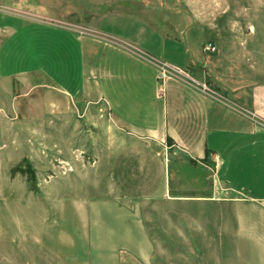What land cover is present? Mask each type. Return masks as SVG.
<instances>
[{
  "label": "rangeland",
  "instance_id": "rangeland-1",
  "mask_svg": "<svg viewBox=\"0 0 264 264\" xmlns=\"http://www.w3.org/2000/svg\"><path fill=\"white\" fill-rule=\"evenodd\" d=\"M8 6L78 31L96 45V54L87 56L94 64L112 67L120 57L111 56L109 45L124 39L138 45L130 48L144 61L217 98L237 92L248 107L249 93L264 85V0H0V13ZM167 38H175L181 51H203L200 63L208 65L202 81L184 68L177 50L176 65L164 60ZM210 43L215 52L207 50ZM55 59L49 66L54 79L41 73L0 79V264L260 261L254 244L238 245L245 258L237 259L228 234L215 229L228 215L212 203L205 169L196 167L198 183L186 176L182 193L173 164L180 156L171 155L169 164L162 155L156 176L170 174L168 197L152 198L148 188L130 185L139 158L124 152V129L104 104L60 91L64 65ZM66 69L72 75L74 65ZM123 146L124 153L111 154ZM122 159L126 164L119 166ZM207 165L213 188L215 165Z\"/></svg>",
  "mask_w": 264,
  "mask_h": 264
},
{
  "label": "crops",
  "instance_id": "crops-1",
  "mask_svg": "<svg viewBox=\"0 0 264 264\" xmlns=\"http://www.w3.org/2000/svg\"><path fill=\"white\" fill-rule=\"evenodd\" d=\"M9 8L0 13V79L19 80L39 73L54 79L49 71L54 56L65 68L58 75L64 83L60 91L67 97L74 94L104 104L111 121L124 129V152L139 158L133 173L138 178L133 175L130 185L148 188L152 198L168 197L170 174L165 171L160 180L156 176L161 173L162 155L169 164L171 155L180 156L173 164L182 193L186 176L198 183L200 173L195 169H205V188L211 189L212 203L219 213L226 210L228 215L215 229L228 234L237 259L245 258L238 245L254 244L260 249L256 264H264V125L258 123L264 119V85H255L249 93L248 107L237 92L217 98L182 77L163 78L154 60L144 61L145 57L130 48L138 45L124 39L109 45L111 56L120 57L112 67L105 62L94 64L87 56L96 54V45L74 34L76 30L40 13ZM167 40L164 60L175 64L173 51L177 50L184 68L202 81L208 65L200 63L206 59L203 51H181L175 38ZM167 49L172 55L166 54ZM68 64L74 65L72 75L64 74ZM125 148L113 149L111 154L124 153ZM125 162L122 159L119 166ZM206 163L215 165L218 182L213 188L208 184L211 174Z\"/></svg>",
  "mask_w": 264,
  "mask_h": 264
},
{
  "label": "built area",
  "instance_id": "built-area-1",
  "mask_svg": "<svg viewBox=\"0 0 264 264\" xmlns=\"http://www.w3.org/2000/svg\"><path fill=\"white\" fill-rule=\"evenodd\" d=\"M217 49V46L213 45V44H209L207 46V50H209L210 52H215ZM159 68H161L160 72H161V76L163 78H167V77H171L173 74L178 75L177 73L173 72H169V70H167V68L165 66H159ZM171 69L173 68V70H175L176 72L179 71V73H182L180 70H178L177 68L174 67H170ZM168 71V72H167ZM170 74V75H169ZM183 74V73H182ZM205 86V85H204Z\"/></svg>",
  "mask_w": 264,
  "mask_h": 264
}]
</instances>
